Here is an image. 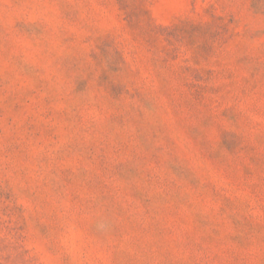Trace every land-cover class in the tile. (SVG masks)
Returning a JSON list of instances; mask_svg holds the SVG:
<instances>
[{
    "label": "rangeland",
    "instance_id": "rangeland-1",
    "mask_svg": "<svg viewBox=\"0 0 264 264\" xmlns=\"http://www.w3.org/2000/svg\"><path fill=\"white\" fill-rule=\"evenodd\" d=\"M0 264H264V0H0Z\"/></svg>",
    "mask_w": 264,
    "mask_h": 264
}]
</instances>
